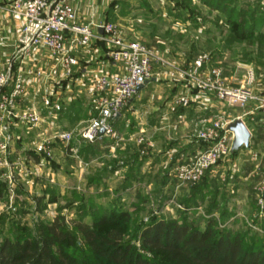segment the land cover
<instances>
[{"label":"rangeland","instance_id":"1","mask_svg":"<svg viewBox=\"0 0 264 264\" xmlns=\"http://www.w3.org/2000/svg\"><path fill=\"white\" fill-rule=\"evenodd\" d=\"M12 1L1 6L15 22L8 12ZM245 1L83 0V4L101 11L98 24L111 21L123 30L127 40L147 45L167 62L163 69L168 66V70L183 75L194 57L207 54L210 61L206 71L221 69L224 82L231 86L244 83L252 74L255 91L264 93V0H249L250 5ZM18 29L20 33L21 26ZM91 43L102 51L110 66V47L101 39ZM15 53L16 43L13 51L0 57L11 59ZM33 53L32 58L46 62L45 66L40 64L46 75H50L52 64L61 61L59 55L44 48ZM32 81L42 88L51 80ZM191 90L199 91L196 87ZM225 105L234 111L225 115L227 121L243 113L237 106ZM249 108L257 110L254 104ZM87 122L84 119L78 130L72 129L75 133L70 144L79 148L77 155L57 138L51 144L50 157L39 149L41 139H34L32 146L14 144L10 162L15 180L11 186L0 184V188L5 186L0 190V243L37 239L56 217H61L64 228L76 236L75 244L66 248L75 264H106L76 232L74 222L94 224L102 232L122 225L125 238L138 245L140 230L154 220L177 218L204 228L212 218L218 230L239 232L245 248L264 249V160H255L246 147L207 169L214 174L207 178L204 196L186 202L180 192L172 195L164 188L161 178L140 176L133 163L144 158L148 148L137 145L130 148V154L121 150L112 154L110 140L96 147L82 142L79 131ZM262 147L259 155L264 153ZM239 153L253 156L239 158ZM172 180L178 189L186 184L176 177ZM204 181L205 173L199 183Z\"/></svg>","mask_w":264,"mask_h":264},{"label":"built area","instance_id":"2","mask_svg":"<svg viewBox=\"0 0 264 264\" xmlns=\"http://www.w3.org/2000/svg\"><path fill=\"white\" fill-rule=\"evenodd\" d=\"M72 1L13 0L8 7L11 18L21 25L15 55L7 60L0 57V182L9 186L15 180L10 155L16 124L21 122L33 126L42 121L43 109L49 111V114L62 109L60 104L52 103L46 98L41 109L18 110L30 81L40 82L45 77L42 67L24 66L26 59L34 51L44 48L59 55L62 67L70 73L78 62L67 53L66 41L69 35H75L82 46L90 45L94 39H101L110 47L108 56L111 61L121 66V70L101 75L95 82L96 92L89 106L91 117L79 131L82 142L88 144L117 137L115 121L137 94L138 87L152 80L153 63L158 61L163 65L167 64L145 44L127 40L123 30L113 22L77 23ZM209 61L207 54L195 57L189 68L183 72L189 86L214 95L222 103L237 106L243 111L240 116L242 120L247 116L246 109L251 104L264 114V93L255 91V76L250 74L244 83L231 86L224 82L221 69L205 70ZM174 105L188 106L189 99L187 96H180L175 99ZM230 122L223 115H218L211 119H200L195 123L193 136L205 143L206 148L193 161L174 167L178 181L195 184L207 169L228 157L233 141V133L228 129ZM59 137L66 142L71 153H79V148L70 144L74 138L73 132L61 133ZM39 149L50 157L51 141H43ZM254 158L264 160V153H255Z\"/></svg>","mask_w":264,"mask_h":264},{"label":"crops","instance_id":"3","mask_svg":"<svg viewBox=\"0 0 264 264\" xmlns=\"http://www.w3.org/2000/svg\"><path fill=\"white\" fill-rule=\"evenodd\" d=\"M8 1L10 0H0V54H4V56H7L8 51H13L19 35L18 28L21 26L19 23L10 21L7 11L3 10L1 5ZM72 3L77 14V23H99L101 11L98 8L83 4V0H73ZM111 11L110 9V16ZM66 47L69 55L77 59V65L68 73L62 67L61 61L52 64L50 75L45 74L44 79L40 81L51 80L50 85H42L43 87L40 88L31 80L26 95L18 107L19 111L41 109L43 100L49 98L52 103L61 105V111L49 114V111L43 109L42 121L33 126L18 122L13 130L14 140L10 158L14 157V144L16 146L31 144L32 146L34 139L36 141L51 139V144H54L55 138L62 140L59 137L61 133H75L80 127L79 124L84 119L88 121L91 117L89 97L92 98L96 92V80L103 73L113 74L121 70V66L111 59L110 61L108 59L110 63L108 67L107 59L105 60L102 51H99L93 43L87 46L80 45L77 37L73 34L68 36ZM32 55L26 59L25 67H39L40 64H46L43 59H34ZM33 59L38 60L39 63L38 61L34 63ZM194 59L195 57L191 63ZM161 66L164 65L158 61L153 63L152 80L137 92L122 111L115 123L117 137L110 139V148L112 154L120 150L124 154H130V148L137 145L139 148H148L144 158H138L133 163L134 166H137L140 176L161 178L164 180V188L170 189L172 195L175 192L177 194L180 192V196H185L183 200L192 202L198 200L204 191L197 197L190 191V186L187 184L178 189L175 181L172 180L175 179L174 167L180 163L193 161L205 150L206 144L193 136L197 121L211 119L218 115L225 117V115L233 114L234 111L217 100L214 95L200 91L194 92L191 90V86L184 81L181 73L168 70V66L164 69ZM57 86L59 87L56 90ZM180 96L188 97V106L174 105L175 99ZM247 113L243 120L252 136L250 146L246 149L250 150V154H261L264 141V114L250 108ZM240 116L241 114L238 113L230 121L238 119ZM250 154L239 153L237 156L239 158L249 156L251 159L253 155ZM213 172L214 170L208 174L207 178H213Z\"/></svg>","mask_w":264,"mask_h":264},{"label":"trees","instance_id":"4","mask_svg":"<svg viewBox=\"0 0 264 264\" xmlns=\"http://www.w3.org/2000/svg\"><path fill=\"white\" fill-rule=\"evenodd\" d=\"M245 3L250 5L251 1ZM210 172H205L202 184H191L197 197L208 185ZM64 226V220L56 217L37 239L5 240L0 243V264H75L66 248L75 244L76 236ZM73 227L106 264H264V249L245 248L239 232L218 230L212 218L207 219L204 228L177 218L154 220L140 230L138 245L125 238L122 225L104 232L81 221L74 222Z\"/></svg>","mask_w":264,"mask_h":264},{"label":"water","instance_id":"5","mask_svg":"<svg viewBox=\"0 0 264 264\" xmlns=\"http://www.w3.org/2000/svg\"><path fill=\"white\" fill-rule=\"evenodd\" d=\"M102 32V29H100ZM144 85H140L138 87V91L141 90ZM228 129L233 133V141L231 146V152H237L242 147L248 148L250 146V139H251V131L245 124V122L241 119H235L228 124ZM104 130L101 131L103 133Z\"/></svg>","mask_w":264,"mask_h":264}]
</instances>
